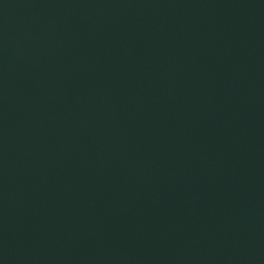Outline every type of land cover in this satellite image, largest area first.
Instances as JSON below:
<instances>
[{
	"label": "water",
	"instance_id": "95a60500",
	"mask_svg": "<svg viewBox=\"0 0 264 264\" xmlns=\"http://www.w3.org/2000/svg\"><path fill=\"white\" fill-rule=\"evenodd\" d=\"M0 264H264V0H0Z\"/></svg>",
	"mask_w": 264,
	"mask_h": 264
}]
</instances>
